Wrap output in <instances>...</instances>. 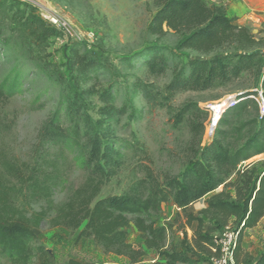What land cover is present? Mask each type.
I'll return each instance as SVG.
<instances>
[{
	"label": "trees",
	"instance_id": "trees-1",
	"mask_svg": "<svg viewBox=\"0 0 264 264\" xmlns=\"http://www.w3.org/2000/svg\"><path fill=\"white\" fill-rule=\"evenodd\" d=\"M14 5L17 7L14 14L18 17L5 25V20H0V33L6 30L17 35L24 57L57 89L58 96L37 135L34 154L40 167L0 161V261L52 264L34 232L47 223L79 230V238L91 239L103 253L124 257L130 263L144 255L141 248L132 249L126 243L127 230L132 227L141 235L143 247L158 253L159 260L152 264H210L216 245L213 237L203 232L202 224L208 221L225 228L230 220L236 234L234 264L241 263V255L248 260L249 256L241 248L243 236L264 218V165L257 170L256 164L248 163L264 156V115L244 124L255 131L232 151L223 144L225 131L216 130L181 175H165L162 180L147 176V181L141 182L132 194L109 196L95 202L94 199L102 184L109 182L121 165L124 145L116 138L112 125L122 117L131 122L142 118L141 111L127 95L121 105H116L119 88L116 82L110 81L119 76V67L132 69L140 63L139 66L156 77L170 70L171 78L164 87L167 96L226 86L246 72L263 70L258 42L250 31L236 26L222 7L208 5L204 0H154L156 11L146 33L162 36L172 32L180 36L176 52L148 47L136 60L121 58L119 66L102 50L87 49L74 42L64 61L57 63L48 61L50 54L41 58L33 53L43 52L50 39L62 36V29L48 24L26 2H14ZM182 51L191 54L183 60L178 54ZM104 74L110 80L101 86L98 81ZM25 79L26 73L21 67L11 68L0 78V100L21 96ZM136 86L148 104H161L159 93L142 83ZM249 96L254 95L239 97L242 100L222 115L218 127L228 125L229 115L245 114L250 105L258 106ZM94 99L97 105L92 104ZM39 103L40 95H37L32 105ZM205 112L207 109L191 103L180 114ZM52 150H57V154L51 155ZM66 158H70L77 170L85 172L88 179L49 218L45 211H35L32 207L52 197L57 189H63L65 180L56 163ZM244 163L248 164L241 168ZM220 187L223 189L219 193L207 199L206 207L198 212L199 217L186 213L190 206ZM227 187L232 188L233 194L225 191ZM168 203L186 218V227L196 224L189 240L184 234L179 246L181 251L165 246L168 229L154 220ZM197 252H202L205 258L194 260L192 257ZM247 263L264 264V251Z\"/></svg>",
	"mask_w": 264,
	"mask_h": 264
},
{
	"label": "rangeland",
	"instance_id": "rangeland-1",
	"mask_svg": "<svg viewBox=\"0 0 264 264\" xmlns=\"http://www.w3.org/2000/svg\"><path fill=\"white\" fill-rule=\"evenodd\" d=\"M14 2H26L38 16H54L65 26L61 30L62 36L50 39L43 52L35 50L33 53L41 58L50 54L48 61L57 63L64 61L70 45L74 42L81 43L87 49L102 50L110 56L114 65H119L121 58L136 60V56L148 47H162L176 52L181 39L172 32L162 36L146 33V27L156 11L154 0H0V6H4L0 8V20H5L4 25L18 17L14 14L17 9ZM204 2L222 7L226 13L236 0ZM254 2L264 10V0ZM251 21L255 23V27L248 30L258 42L257 50L264 62V15L256 16ZM4 25L1 27L3 30ZM16 36L6 30L0 33V78L14 66L21 67L26 73L24 93L7 101L0 100V161L38 168L40 162L34 154L37 135L55 107L58 92L24 57ZM178 54L184 60L191 53L182 51ZM139 65L137 63L132 69L119 65V76L110 81L116 82L119 88L116 105H121L127 95L134 107L141 111L142 118L131 122L122 117L112 125L116 138L124 145L121 150V165L114 177L102 184L94 202L109 196L132 194L141 182L147 181V176L162 180L165 175H181L189 161L198 157L200 148L213 138L216 130L225 131L223 144L230 151L240 146L255 131L252 126L244 125L258 118L259 107L255 104L250 105L245 114L229 115L228 125L222 127H218L219 120L214 122L218 116L215 114L213 119V112L217 107L246 94L256 97L264 89V66L261 72H246L226 86H216L203 92L182 91L167 96L164 87L171 78V71L156 77ZM109 80V75L104 74L98 82L102 86ZM138 83L159 93L158 100L161 104H148L136 86ZM37 95H40V103L33 106L32 101ZM191 103L207 109V112L181 115L180 111ZM40 104L41 109L38 108ZM92 104L97 105L96 99ZM50 153L54 156L57 150ZM248 163L256 164L257 170H260V165H264V156L255 157ZM248 163L240 167L243 168ZM56 166L65 180L63 189H57L52 197L32 207L35 211H45L49 218H53L88 179L85 172L77 170L71 164L70 158L57 162ZM222 189L220 187L205 196L190 206L186 213L199 217L198 212L206 207L207 199ZM225 191L233 194L230 187ZM154 220L168 229L165 246L177 247L178 251L182 250L179 246L184 234L189 240L191 231L196 228L195 223L189 228L186 227V218L170 203L162 207V212ZM232 222L230 220L229 227ZM224 229L208 221L202 224L203 232L212 237L220 235ZM34 232L38 244L45 250L52 264H152L159 260L158 253L143 247L141 235L132 227L127 230L126 243L132 249L141 248L144 252L135 263H130L121 256L103 253L91 239L79 238V230L54 227L46 223ZM241 248L249 259L241 255L240 264H248L247 262L255 260L263 253L264 218L257 227L245 232ZM192 258L197 260L205 256L202 252H197ZM0 264L14 263L1 260Z\"/></svg>",
	"mask_w": 264,
	"mask_h": 264
},
{
	"label": "built area",
	"instance_id": "built-area-1",
	"mask_svg": "<svg viewBox=\"0 0 264 264\" xmlns=\"http://www.w3.org/2000/svg\"><path fill=\"white\" fill-rule=\"evenodd\" d=\"M41 17L47 21L50 25L65 29V26L61 24L60 20L54 16H45L40 14ZM249 98L255 100L259 107V115H264V100L262 98V91H260L256 97L249 96ZM242 99H232L228 103L217 107L213 112L214 115L217 114L218 119L214 122H217L222 115L230 108H233L238 104ZM214 244L216 249H213L214 255L210 258V264H234V253L236 248V234L232 227H225L220 235L213 237Z\"/></svg>",
	"mask_w": 264,
	"mask_h": 264
},
{
	"label": "crops",
	"instance_id": "crops-1",
	"mask_svg": "<svg viewBox=\"0 0 264 264\" xmlns=\"http://www.w3.org/2000/svg\"><path fill=\"white\" fill-rule=\"evenodd\" d=\"M226 15L236 19L234 20L236 26L254 29L255 23L251 20L256 19V16L264 15V10H261L254 0H236L226 10Z\"/></svg>",
	"mask_w": 264,
	"mask_h": 264
}]
</instances>
